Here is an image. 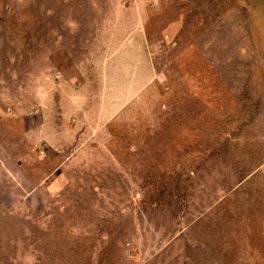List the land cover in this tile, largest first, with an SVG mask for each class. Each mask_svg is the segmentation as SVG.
Instances as JSON below:
<instances>
[{"label": "rangeland", "instance_id": "374dc122", "mask_svg": "<svg viewBox=\"0 0 264 264\" xmlns=\"http://www.w3.org/2000/svg\"><path fill=\"white\" fill-rule=\"evenodd\" d=\"M220 3L0 0V264H264V0Z\"/></svg>", "mask_w": 264, "mask_h": 264}, {"label": "trees", "instance_id": "16d2710c", "mask_svg": "<svg viewBox=\"0 0 264 264\" xmlns=\"http://www.w3.org/2000/svg\"><path fill=\"white\" fill-rule=\"evenodd\" d=\"M214 1H215L216 3H218V5L221 4V3H220L221 0H214ZM242 1L245 2V3H244V4H245V5H244L245 8H247V5H250V4H251V0H239L240 3H242ZM212 3L214 4V2H212Z\"/></svg>", "mask_w": 264, "mask_h": 264}]
</instances>
